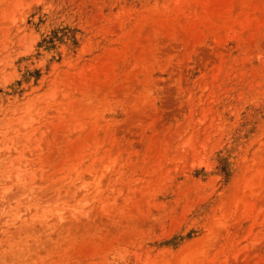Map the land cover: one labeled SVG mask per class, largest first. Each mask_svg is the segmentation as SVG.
<instances>
[{"label":"rangeland","instance_id":"rangeland-1","mask_svg":"<svg viewBox=\"0 0 264 264\" xmlns=\"http://www.w3.org/2000/svg\"><path fill=\"white\" fill-rule=\"evenodd\" d=\"M0 264H264V0H0Z\"/></svg>","mask_w":264,"mask_h":264},{"label":"bare ground","instance_id":"bare-ground-1","mask_svg":"<svg viewBox=\"0 0 264 264\" xmlns=\"http://www.w3.org/2000/svg\"><path fill=\"white\" fill-rule=\"evenodd\" d=\"M75 180H76V179H75ZM93 181H94V180H93ZM70 183H73V184L75 185V181H70ZM68 185H69V184H68ZM76 186H77V188H78V187H84V183L81 182L80 185H77V184H76ZM68 188H69V186H68ZM77 188H76V189H77ZM37 217H38V216H37ZM55 217H56V216H55ZM48 218H49V217H48ZM60 219H62V218H60ZM47 224H48V223H47ZM60 224H61V223H60ZM47 230H49V229H47Z\"/></svg>","mask_w":264,"mask_h":264}]
</instances>
